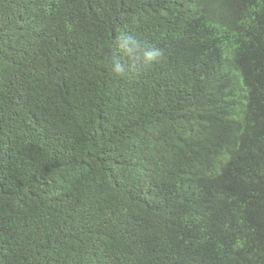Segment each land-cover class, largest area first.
I'll list each match as a JSON object with an SVG mask.
<instances>
[{"label":"trees","instance_id":"trees-1","mask_svg":"<svg viewBox=\"0 0 264 264\" xmlns=\"http://www.w3.org/2000/svg\"><path fill=\"white\" fill-rule=\"evenodd\" d=\"M0 264H264V0H0Z\"/></svg>","mask_w":264,"mask_h":264}]
</instances>
